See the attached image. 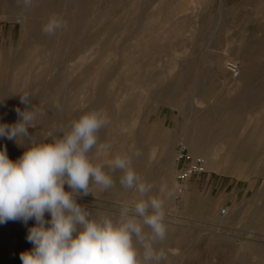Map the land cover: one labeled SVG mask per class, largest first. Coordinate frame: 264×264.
Listing matches in <instances>:
<instances>
[{
    "label": "rangeland",
    "instance_id": "rangeland-1",
    "mask_svg": "<svg viewBox=\"0 0 264 264\" xmlns=\"http://www.w3.org/2000/svg\"><path fill=\"white\" fill-rule=\"evenodd\" d=\"M27 8L0 0V123L11 124L7 109L35 106L29 134L49 142L82 114L102 111L109 123L100 141L111 145L102 159L130 156L150 195L174 185L173 144L182 139L204 156L206 172L166 199L162 264H264V0H33ZM52 15L66 27L47 35ZM228 60L239 64L236 77ZM28 146L0 138L13 161ZM112 175L111 188L92 185L77 197L93 216L115 219L140 198L120 185L122 172ZM20 225L0 224V264H22L15 247L8 251Z\"/></svg>",
    "mask_w": 264,
    "mask_h": 264
},
{
    "label": "clouds",
    "instance_id": "clouds-1",
    "mask_svg": "<svg viewBox=\"0 0 264 264\" xmlns=\"http://www.w3.org/2000/svg\"><path fill=\"white\" fill-rule=\"evenodd\" d=\"M22 2L27 8L33 0ZM65 27L61 17L52 15L42 31L54 35ZM20 100L30 103L28 95ZM15 111V123H0V138L18 144L27 138L29 146L15 161L6 148L0 149V224L35 221L26 237L33 247L20 254L22 264H162L167 260L156 245L167 236L165 202L178 185L170 188L162 183L158 194L150 195L153 185L137 174L130 156L102 159L111 151V145L99 137L109 123L102 111L82 114L49 142H38L29 134L28 129L35 128V106ZM93 156L98 162H93ZM116 171L122 172L120 185L135 190L140 198L122 206L115 219L107 214L93 216L77 197L92 194V185L111 188Z\"/></svg>",
    "mask_w": 264,
    "mask_h": 264
},
{
    "label": "built area",
    "instance_id": "built-area-1",
    "mask_svg": "<svg viewBox=\"0 0 264 264\" xmlns=\"http://www.w3.org/2000/svg\"><path fill=\"white\" fill-rule=\"evenodd\" d=\"M226 68L233 77L239 74V64L234 60H228ZM173 157L176 164L173 182L174 185L179 186L178 190H175L174 198H178L183 193L187 181L192 176L206 172V161L202 154L190 153L182 139H176L174 141ZM219 214L224 216L227 214V209H220Z\"/></svg>",
    "mask_w": 264,
    "mask_h": 264
},
{
    "label": "bare ground",
    "instance_id": "bare-ground-1",
    "mask_svg": "<svg viewBox=\"0 0 264 264\" xmlns=\"http://www.w3.org/2000/svg\"><path fill=\"white\" fill-rule=\"evenodd\" d=\"M15 1H17V0H15ZM13 2V1H12ZM54 3V2H53ZM12 5H13V3H12ZM11 7V6H10ZM13 7H15V5H13ZM13 7L11 8L12 10H13ZM26 8V7H25ZM21 9V8H20ZM23 9V8H22ZM28 9V8H27ZM35 9H33V11H34ZM41 10V9H40ZM33 11H31V13L33 12ZM22 13H23V11H21ZM27 12H29V11H27ZM35 12V11H34ZM38 12V11H37ZM25 13V12H24ZM36 14V13H35ZM35 14H32L33 16L35 15ZM24 15V14H23ZM31 15V14H30ZM31 15V16H32ZM26 16V15H25ZM35 17V16H34ZM33 17V18H34ZM36 17H37V15H36ZM32 18V19H33ZM36 19V18H35ZM24 21V20H23ZM75 21H76V19H75ZM29 22H31V20H29ZM24 23V22H23ZM22 23V24H23ZM33 23V22H32ZM28 24V23H27ZM31 24V23H30ZM29 24V25H30ZM34 24V23H33ZM29 25H27V26H29ZM33 26V25H32ZM36 27V26H35ZM30 28V27H29ZM41 28V27H40ZM31 29V28H30ZM25 30V29H24ZM23 30V31H24ZM28 30V29H27ZM33 34V33H32ZM20 36H22V35H20ZM36 36V35H35ZM22 38V37H21ZM28 38V37H27ZM26 42V41H25ZM23 44L25 45V43L23 42ZM58 59V58H57ZM14 60V59H13ZM264 88V87H263ZM247 92V91H246ZM245 92V93H246ZM245 93H240L241 95H242V97H243V95L245 94ZM254 93H256V92H254ZM252 94V93H251ZM237 95V94H236ZM254 95V94H253ZM246 96H248V94H246ZM246 96L245 97H243V98H246ZM12 97V96H11ZM235 97H237V96H235ZM250 97V96H249ZM248 97V98H249ZM251 97H253V96H251ZM247 98V99H248ZM259 99V98H258ZM10 100V99H9ZM238 100V99H237ZM237 100H235V101H237ZM257 100V99H256ZM255 100V101H256ZM243 102H245V100H242ZM246 101H250V100H246ZM8 102H11V101H8ZM239 102V101H238ZM254 102V101H253ZM249 103H251V102H248V104ZM32 104V103H31ZM246 104V103H245ZM8 105H11V103L10 104H8ZM239 106H240V104H238ZM244 105V104H243ZM9 107V106H8ZM4 109V108H3ZM5 110V109H4ZM1 111V110H0ZM9 109H7V112H8V114H7V116H5V118L7 117V120L8 121H11V124H12V122H13V120L15 119V118H17V115H15V113H13V112H11V113H9ZM13 111V110H12ZM53 111V110H52ZM55 111H57L56 109H55ZM55 111H53V112H55ZM5 112H6V110H5ZM6 112V113H7ZM16 112V111H15ZM3 114H4V112H3ZM1 115V114H0ZM37 115V114H36ZM38 115H39V113H38ZM53 115V114H52ZM59 115V114H58ZM41 116V115H40ZM45 116V115H44ZM60 116V115H59ZM54 117V116H53ZM41 118V117H40ZM50 118V117H49ZM2 120V119H1ZM15 121V120H14ZM35 121V120H34ZM15 123V122H14ZM228 123V122H227ZM200 128H201V126H200ZM216 137V136H215ZM210 138V137H209ZM217 138V137H216ZM193 139V138H192ZM195 139V138H194ZM210 140H212L211 138H210ZM214 140H215V138H214ZM217 140V139H216ZM195 141V140H194ZM217 142V141H216ZM200 145V144H199ZM191 146V145H190ZM217 151H219L218 149H215V152H217ZM217 154V153H216ZM216 156V155H215ZM46 217V216H45ZM15 224V223H14ZM34 224H35V221L34 220H30L29 222H28V224L27 225H24L22 222H21V225L19 226V228H17L18 230L17 231H15V230H12V232H10L9 233V240H10V244H9V249H8V251H9V254H11L12 253V251H13V248L15 247V251H13V253H15V256H14V259L15 260H18V261H21L20 260V254L22 253V252H24V251H27V250H31L32 249V247H33V245L31 244V243H29L28 241H27V239H26V237H27V234H28V228H30V227H32V226H34ZM4 238H5V236H4ZM15 238H16V244H14V240H15ZM8 239V238H7ZM2 241H4V240H2ZM1 241V242H2ZM0 242V243H1ZM4 245V244H3ZM3 248V247H2Z\"/></svg>",
    "mask_w": 264,
    "mask_h": 264
},
{
    "label": "crops",
    "instance_id": "crops-1",
    "mask_svg": "<svg viewBox=\"0 0 264 264\" xmlns=\"http://www.w3.org/2000/svg\"><path fill=\"white\" fill-rule=\"evenodd\" d=\"M195 139H192V143L193 144H195V145H198L199 146V144H200V140H198V137L196 138V137H194ZM195 140V141H194ZM204 148V147H203ZM212 152V147H211V149L210 148H208L207 146H206V148H205V152L206 153H208V152Z\"/></svg>",
    "mask_w": 264,
    "mask_h": 264
}]
</instances>
